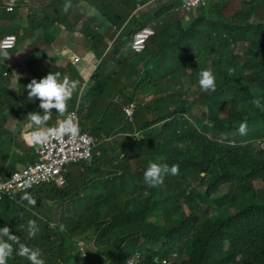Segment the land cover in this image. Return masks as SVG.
<instances>
[{
    "label": "trees",
    "instance_id": "obj_1",
    "mask_svg": "<svg viewBox=\"0 0 264 264\" xmlns=\"http://www.w3.org/2000/svg\"><path fill=\"white\" fill-rule=\"evenodd\" d=\"M115 1L131 13L138 4L152 2ZM184 1L160 0L157 8L129 21L108 15L128 37L153 21L156 27L166 22L148 43L156 42L153 49L147 45L136 57L123 59L141 61L133 89L155 96L151 104L157 116L141 119L152 113L148 104L138 107L135 124L127 123L122 106L113 102L105 118L114 120L120 107L122 127L130 128L91 126L97 104L120 87L115 77L128 72L127 67L111 68L113 56H105L84 92L91 99L79 109L82 130L99 140L132 136L98 144L89 160L74 164L77 174L65 173L64 186L50 182L27 190L35 206L20 199L25 191L0 200V227L7 225L22 243L40 249L46 264H126L137 254L135 264H264V187L255 189V182L264 183V1L213 0L209 11L199 14L182 8ZM180 9L182 15L193 14L191 23H183ZM6 69L0 64L3 79ZM204 69L212 70L215 91L200 88ZM79 91L80 84L68 111L75 108ZM0 106L9 105L0 99ZM26 108L23 115L13 108L10 113L20 114L23 124L29 112L43 111L32 104ZM241 122L247 123L245 135L238 131ZM16 149L36 161L33 145L0 125V176ZM149 162L178 165L179 174H166L162 185L150 187L144 178ZM202 211L208 216L202 217ZM30 220L39 228L33 238L27 235ZM80 241L86 243L87 256L81 255ZM7 264L30 262L14 251Z\"/></svg>",
    "mask_w": 264,
    "mask_h": 264
},
{
    "label": "crops",
    "instance_id": "obj_2",
    "mask_svg": "<svg viewBox=\"0 0 264 264\" xmlns=\"http://www.w3.org/2000/svg\"><path fill=\"white\" fill-rule=\"evenodd\" d=\"M66 2L67 0H27L26 6L15 8L12 12H7L5 8L0 9V12H3V14H0V27L10 30V33L18 34L19 38H21L14 54L10 55L9 53L10 56L6 59L0 55L1 61L9 66L8 68L13 69L12 76L16 71L14 65L17 62L20 63L22 57H24L25 60L27 56L32 54V47H36L38 43L43 42L44 44L42 48L48 53L46 57L48 58L46 59L47 62L56 65L67 64V66L75 68L77 74H75L74 70L68 69V67L61 69V71H65L63 74H70L71 72L74 77L86 81L89 88L91 86L90 76L104 57L111 55L113 56V61L111 63L112 66L120 65L119 68L121 70L124 67H127L128 69V72L125 75L121 74V76L115 79L116 82H114V84L119 83L121 79H124V82L120 87H130L131 92L127 98L114 96L113 99L120 100L121 102H124V99L130 98H132L130 100H140V102L145 100V102L152 108V113H145L141 119L143 121L154 119V115L158 112V109H156L151 102L155 99V96H143L142 94H137L138 91H134L133 89V83L135 80H138L137 73L142 63L139 58H136L133 62H125L123 60L126 55L128 57H136L137 55V53L129 48V45L121 51L120 48H116L114 45L110 44L112 37L118 28L108 18V15L110 16L111 12L115 13L113 15L111 14L114 20L121 21L124 16H128L127 21H129L132 15L136 13L138 14L143 10L151 11L153 8L147 7L144 9V7L148 6V3L143 5L139 11H135V9L131 13L129 10H124L123 7H121L122 5H118L115 0H71L72 7H70L67 12H64L63 6ZM207 2L210 9L209 0H207ZM113 6H118V10L110 11ZM92 7L96 9V14L89 16L87 13ZM49 8H52V10L48 11ZM206 10L207 8H205V11ZM183 13L184 11L180 9L179 14L183 23H191L193 21V14L187 13V15H182ZM33 25H35V30H32ZM42 26H53L55 28L54 34L49 32L47 27L44 32H47L49 38H45L44 33L38 29ZM162 27V25L157 27V34L162 31ZM32 55L33 59L38 61V58H36L34 54ZM120 62L123 63L118 64ZM17 66L19 69L22 68L20 65ZM116 70L117 72L120 71L117 68ZM15 81H17V77H13L12 79L8 78L6 91L3 92L4 103L9 106L11 105L10 99H12L13 96L11 93L12 88L19 87ZM23 92L26 97V85L23 87ZM33 103L35 108L39 107L38 101H34ZM88 103L89 102L86 101L85 104L87 105ZM20 105H22V110H24L25 106H23V104ZM97 106L99 107L95 111L97 115H92L90 117V122L93 125L105 123L102 126L110 128V120H106L101 116L105 109V102H99ZM94 119H96V121H94ZM20 121V117L10 119V123L13 122V126L19 125ZM99 166L100 164L98 165V168ZM78 168L77 165H73L70 170L67 171L77 174ZM103 174L107 176L105 172H103Z\"/></svg>",
    "mask_w": 264,
    "mask_h": 264
},
{
    "label": "clouds",
    "instance_id": "obj_3",
    "mask_svg": "<svg viewBox=\"0 0 264 264\" xmlns=\"http://www.w3.org/2000/svg\"><path fill=\"white\" fill-rule=\"evenodd\" d=\"M7 1H9V0H0V9L5 8V10L7 12H12L15 8L24 7L27 5V0H17V5H15L12 8V10H8L7 9ZM77 1H79V0H77ZM152 1H154V0H152ZM185 2H187V0L184 1L182 8H184L186 10L192 11L194 13H196V11H200V13H201V9L204 12L205 8H207L206 11H209L207 0H204V2H205L204 5H201L200 7L195 8V9L194 8H187L185 6ZM211 3H213V0H209V5ZM70 7H72L71 0H67V2L63 6V11L67 12ZM141 7H142V5L138 4L135 11H139V9H141ZM87 14L89 16L95 15L96 9L94 7L90 8ZM134 15H137V13ZM155 24H156V22L153 21L152 23L146 25V26H151L155 30V33L152 34L150 37L157 34L156 29L153 27ZM146 26H143V27H146ZM142 28H140V29H142ZM140 29L136 30L135 32L139 31ZM10 32L4 33L2 36H0V42L7 35H13L15 37V42H14L13 46L8 47V48H1L0 47V55H2L5 59L16 52V48H17L18 42H19L18 34L10 33ZM134 33L130 36L129 48L135 53H140L147 48L148 41H149L150 37L146 43L145 48L141 51H136L131 46ZM8 50H10V51L7 52ZM9 53H10V55H9ZM46 59H48V58H46ZM0 63L2 65L6 66V68H7L3 74L7 78L6 79V81H7L6 85H4L3 87L0 88V99H3V92L6 91V87L8 84V78H11V76L13 74V69L8 68L9 66L4 64L1 61V59H0ZM20 63H22V65H20V66H22V68L16 70L14 72L13 77H17L19 75V73L24 72V70H25L24 69V57H22V59L20 60ZM229 71L231 72L232 70L230 69ZM70 74H71V72H70ZM92 75L90 76V80H91ZM67 76H68V74H62V76H61L60 72H55V73L49 72L47 75H45L40 80L33 78L30 81V79L27 78L23 81V80H19L17 78V82H18L19 87L17 86V87L12 88L11 92L17 90V88H18L17 91L22 93V95L20 96L19 100H14V102L10 106H8V109L5 110L6 112H8L6 114H10V115H8L9 116L8 119L0 122V125H2L5 129H7L11 133L12 137L15 136L17 138L18 135H20L21 138L22 137L26 138L28 143L30 145H33V150H34V153L37 155V159H36V161H30L29 160L28 163L23 164V165H19L16 167V165L19 161L18 160L19 157L25 158L23 151L20 149H16L17 155L11 157V159L9 160V165L6 164V170H5L4 174L2 176H0V179H1V177L4 178L6 176L11 177V174H13L15 171H18L19 169H22L29 164H34V163L39 162L40 156L37 152V146L43 145L53 138H63L64 136L76 137L79 134V130L81 132L89 133L90 135L97 138L90 131L82 130V127H81V117H80L79 109H80L81 105L83 104V102L86 103V101H87L86 98H88L84 94L85 90L88 89L87 82L82 81V80L74 77V75L70 78ZM198 83H199L200 88L203 91H206V92L215 91V89H216V78H215L212 70L211 69L202 70L199 73ZM23 84H24V86L26 85V88H27L26 97H25L24 92H23V87H24V86H22ZM79 84H80V91L78 94V99L76 101V106L74 109H71L68 111V101L73 97L74 93L77 91ZM91 85H92V83H91ZM12 95H13V93H12ZM23 95H24V97H23ZM130 99H132V98H130ZM130 99H124V102H121L120 100L119 101L121 102L122 110L124 111V114H125L124 122L135 124L136 111H137L138 107L147 106L148 104L145 102V100H142L140 102V100L136 101V100H130ZM34 101L39 102L38 108L43 110L42 114L40 112H35V111L29 112L26 116L27 119L25 120V122L23 124L20 123L19 125L13 126V122L10 123V119H14L15 117L22 118L20 116V114H22L23 112H24L23 114H26L25 113L26 110H29L26 108L27 106L32 104L33 108H35L34 103H33ZM112 102H116V100L113 99ZM131 103L135 104V108H134L132 118L130 119L128 117L127 113L125 112L124 108L126 106L130 105ZM20 104H23V106H25L24 110H22L23 108L21 107L22 105H20ZM254 104L258 108L261 107L259 101H254ZM108 106H109V104L105 103V109L101 115L104 118H105L104 115L106 112V108ZM11 108L14 109V112H19L20 114L19 115L11 114L10 113ZM38 108H35V109H38ZM53 109H55L57 116L54 119L53 125L47 126L48 122L52 119ZM71 111L77 112V115L79 117V127L71 116H67L68 113ZM95 114L96 113H93L92 115H95ZM156 116H157V114L154 115V117H156ZM63 117H65V119L63 121H61L58 125H56L55 124L56 121L59 118H63ZM90 124L92 127H99L105 123H100L99 125H93L90 122ZM122 126H123V122H122L121 126L118 125L117 127L112 128V129H118ZM135 128H136V126H135ZM16 130H18V131H16ZM247 130H248L247 129V123L241 122L239 125V129H238L239 133L241 135H245L247 133ZM137 131L138 130H135V133H134L136 136L140 135V132H137ZM120 134H124L126 139L128 138V134L131 135V133H120ZM117 135H119V134H116V135L111 134L109 137L102 136V138H103L102 140H99L97 138V143L92 149V154H93L94 148L98 144H100L104 141L105 142L111 141V143L121 141V140L113 141L114 137ZM135 138H137V137H135ZM137 139H140V138H137ZM92 154H91V157H92ZM90 158L85 159V160H80L77 162L68 163L65 166V171L63 172L64 176H65V173L67 172L68 166L74 165L77 163H81L83 161H87ZM13 160H15L14 161L15 162V169H12L10 167V162ZM99 168H100V166H99ZM166 174L178 175L179 174V166L174 164L171 167H169L167 164L157 163V162H149L147 169L144 173V178L150 187H158L164 183V177ZM50 182L55 183L54 181L43 182V183H50ZM40 184H42V183H40ZM65 184H66V177H65V183L61 186H64ZM36 185H39V184H35L26 190L18 191V192L11 193V194H6V193L1 192L0 194H2V195L0 196V200H2L4 197H14L15 194L25 191L24 194L20 197V199L23 201H27L28 205L35 206L37 201L31 194H29L27 192V190L35 187ZM56 185L61 187L58 184H56ZM59 227H60L61 231H64V225L63 224H61ZM38 231H39V228H38V225L36 224V222L34 220H30L27 224L28 238L35 237ZM5 237L7 239H4ZM13 245H16L17 247L14 249ZM79 245H80L79 250L81 251V255L83 257L87 256L88 252L86 250V243H84L83 241H80ZM14 251H15L16 255H19L20 257L26 258L30 262V264H46V261L43 259L42 252L40 249L33 248V247H30V246L22 243L20 241L19 237L17 235H15L7 225H5L4 227H0V264H7L8 259L13 256ZM175 256L177 257V255H175ZM139 259H140V254H137L126 264H135L136 262L139 261ZM157 260H159V258H157Z\"/></svg>",
    "mask_w": 264,
    "mask_h": 264
},
{
    "label": "built area",
    "instance_id": "obj_4",
    "mask_svg": "<svg viewBox=\"0 0 264 264\" xmlns=\"http://www.w3.org/2000/svg\"><path fill=\"white\" fill-rule=\"evenodd\" d=\"M204 0H187V8H198L204 5ZM17 5V0L7 1V9ZM155 33L151 26H146L135 32L132 39V48L141 51L145 48L149 37ZM15 37L7 35L0 42L1 48L13 46ZM135 104L124 108L128 117L131 119L134 112ZM67 116H71L79 127V117L76 111H71ZM65 117L56 121L58 125ZM55 125V126H56ZM97 143V138L86 132H81L76 137L64 136L63 138H53L43 145L37 146V152L40 160L37 163L29 164L11 174V177H1L0 193L11 194L18 191L26 190L35 184L54 181L58 185L65 183V166L71 162L85 160L91 157L92 149ZM30 185V186H29ZM2 194H0L1 196Z\"/></svg>",
    "mask_w": 264,
    "mask_h": 264
},
{
    "label": "rangeland",
    "instance_id": "obj_5",
    "mask_svg": "<svg viewBox=\"0 0 264 264\" xmlns=\"http://www.w3.org/2000/svg\"><path fill=\"white\" fill-rule=\"evenodd\" d=\"M159 1L160 0H154V1L150 2L148 4V6L144 7V9L147 8V7H149V8H157V5H158ZM51 10H52V8H49L48 9V11H51ZM196 12H197V14L200 13V11H196ZM0 14H3V12H0ZM161 25L163 26L162 29H161L163 31L164 28H166V22L164 24H161ZM34 27H35V25L32 26V30H35ZM47 27H48L49 32H51V33L54 34V29L55 28L53 26H42L41 28H38L40 31H42L44 33L45 38H47V37L49 38V36L47 35V32H44ZM153 27L157 31L156 25H154ZM0 32L8 33V32H10V30L4 29L3 27H0ZM153 37L154 36L150 37L148 43L153 39ZM20 39L21 38H19V41H20ZM43 44H44L43 42L42 43H38L36 45V47H32V50H33L32 54H34L35 57L38 58V61H35L33 59V55L32 54H30L29 56H27L26 59L24 60V69L25 70H24V72L19 73V75L17 76V78L19 80H23L24 81L27 78H29L30 81L33 78H35L37 80H40L41 77H44L49 72H53V73L60 72L61 73V76H62V74L65 71H61V69H65V67H68V69L74 70L75 71V74H77V71L74 68H72L71 66H67V64H64V65H56V64H53V63H48L47 60H46V57H47L48 53H46L43 50V48H42L43 47ZM110 44L111 45H114L116 48H120V50L123 51V49H125L126 47H128V45L130 44V37H128L126 35V31H122V29H119L118 28L116 30L114 36L112 37V40H111ZM155 46H156V42L155 43L154 42H151V45L148 44V47L150 49H153V47H155ZM9 51L10 50H8L7 52H9ZM122 53H124V52H122ZM17 65H22V63L17 62L14 65V67L16 68V70L19 69V67ZM111 68H115V69L117 68L118 69L119 67H117L116 65H113ZM72 76H73V74L71 73V74H68L67 77L70 78ZM12 78H13V76H11V79ZM116 78L117 77H115V79ZM3 82H4V84H3ZM6 82H7L6 79H3V78L0 77V87H2L3 85H6ZM114 82H116V80H114L113 83ZM123 82H124V79H121L119 81V85H122ZM16 84L18 85V82L17 81H16ZM22 86H24V84ZM123 88L124 87H118V88L114 89L113 91L107 92L106 93V96H105L106 100L104 102L106 104L113 103L112 100H113L114 96L120 97V98H123V97H126L127 98V96L131 93L130 92V87H126L125 89H123ZM17 90H18V88H17ZM17 90L11 92V93H13L12 99L10 100V103L11 104L14 102V100H19L20 96L22 95V93L18 92ZM197 100L199 102L201 101L199 98H197ZM84 104L85 103L83 102L82 106H84ZM115 105H121V102L119 100H116ZM119 108L120 107H116L115 108L117 110V111H114V116H116L115 119L114 120H111L110 119V122H111L110 123V128H114V127H116L118 125L121 126V124L123 122L124 116H123V114H120L119 113V111H118ZM6 109H8V108L7 107H1L0 106V116L8 113L6 111L4 113V110H6ZM204 110H205V108H204ZM116 112L119 113V114H117ZM56 116H57V113L55 112V109H54L53 110V113H52V119L48 122V125L47 126H52L53 125V122H54V119H55ZM94 121H96V119H94ZM122 128L126 129V128H130V127H122ZM116 140L126 141V137H125L124 134H119V135L115 136L114 139H113V141H116ZM18 160L19 161H18L16 167L19 166V165H23V164H26V163L29 162V160H27V159H25L23 157H19ZM72 166L73 165L68 166L67 167V170H70V168ZM101 166L103 167V164H101ZM263 187H264V183L263 182H261V181L255 182V189L256 190H259V189H261ZM69 204L71 205L72 203H69ZM201 215H202V217L208 216V214L206 212H204V211L201 212ZM178 261H179V259H178Z\"/></svg>",
    "mask_w": 264,
    "mask_h": 264
},
{
    "label": "water",
    "instance_id": "obj_6",
    "mask_svg": "<svg viewBox=\"0 0 264 264\" xmlns=\"http://www.w3.org/2000/svg\"><path fill=\"white\" fill-rule=\"evenodd\" d=\"M263 148H264V144H263Z\"/></svg>",
    "mask_w": 264,
    "mask_h": 264
}]
</instances>
